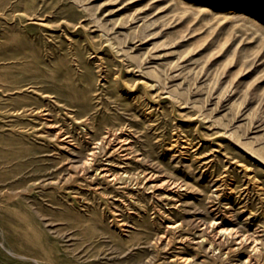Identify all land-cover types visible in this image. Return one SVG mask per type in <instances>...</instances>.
Segmentation results:
<instances>
[{
  "label": "rangeland",
  "instance_id": "rangeland-1",
  "mask_svg": "<svg viewBox=\"0 0 264 264\" xmlns=\"http://www.w3.org/2000/svg\"><path fill=\"white\" fill-rule=\"evenodd\" d=\"M0 264H264V0H0Z\"/></svg>",
  "mask_w": 264,
  "mask_h": 264
},
{
  "label": "bare ground",
  "instance_id": "bare-ground-1",
  "mask_svg": "<svg viewBox=\"0 0 264 264\" xmlns=\"http://www.w3.org/2000/svg\"><path fill=\"white\" fill-rule=\"evenodd\" d=\"M107 139H108V137H107ZM107 141H109V140H107ZM102 142H104V140L102 141ZM106 142V141H105ZM110 142V141H109ZM108 144V143H107ZM106 145V144H105ZM109 146V145H108ZM102 147V146H101ZM99 148V147H98ZM103 148H104V146H103ZM110 148V147H109ZM93 149V148H92ZM102 149V148H101ZM99 151V150H98ZM107 151V150H106ZM112 151V150H111ZM94 152V151H93ZM96 152V151H95ZM103 152V151H102ZM105 154V153H104ZM106 155V154H105ZM91 156V155H90ZM92 158V157H91ZM106 158V157H105ZM95 159V158H94ZM87 161V160H86ZM89 162V161H88ZM107 162H108V160H107ZM111 163H112V161H111ZM114 163V162H113ZM99 168V167H98ZM101 168H102V166H101ZM110 168V167H109ZM108 170H110V169H108L107 167H103V169H102V176L105 178V179H107V180H111V182L113 181V180H116V175L115 174H113V173H111V171H110V173H108ZM120 179V178H119ZM118 179V180H119ZM166 180V179H165ZM174 181V180H173ZM176 182V181H175ZM162 184V183H161ZM166 185V184H165ZM154 186V185H153ZM157 186V185H156ZM163 187V186H162ZM118 223V222H117ZM174 224V223H173ZM221 231H226L228 228L227 227H220L219 228Z\"/></svg>",
  "mask_w": 264,
  "mask_h": 264
}]
</instances>
